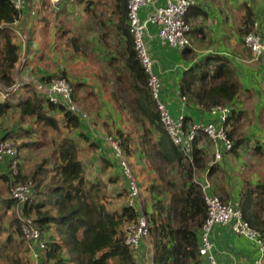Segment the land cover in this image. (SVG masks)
<instances>
[{"label":"trees","instance_id":"trees-1","mask_svg":"<svg viewBox=\"0 0 264 264\" xmlns=\"http://www.w3.org/2000/svg\"><path fill=\"white\" fill-rule=\"evenodd\" d=\"M34 1L26 0L25 6L28 4L39 14L50 4H55L54 7L63 4V0H39V4ZM88 2L97 5L98 0ZM115 4L124 13L122 20H126L127 28L123 30L126 39L123 64L114 58L108 61L119 76L114 80L116 93L110 96L119 100V121H127L130 128L123 130L115 128L114 124L113 128L106 126L103 134L120 141L129 163L137 166L135 152L143 154L147 171L139 168L133 174L142 195L141 208L149 222L151 246L147 243L146 249L142 244L135 251L125 243L126 228L137 222L140 210L129 205L128 183L121 172L113 171L111 149H108V157L102 158L104 164L100 168V163L93 162L98 144L81 131L80 117L61 103L49 102L34 85L24 84L14 91L5 89L0 93V140L9 139L17 150L43 148L46 155L29 173L23 171L21 150L17 154V173L10 165L13 156L7 155L0 161V182L8 189V197L0 198V234H7L6 244L9 245V250L0 246V260L8 264H29L30 260L35 264H148L149 260L151 264H208L206 257L199 254L201 228L207 211L196 178H202L200 174L205 173L211 157L204 145L210 147L214 141L199 130L193 142L192 162L173 144L160 122L156 103L146 85V74L133 48L127 22V0H116ZM193 7H197L194 0L184 15L187 24ZM21 13L12 0H0V81L6 88L16 83L14 72L22 54L20 38L15 31L24 32L15 26ZM41 16L40 21L44 18ZM255 20L253 9L246 7L237 27L240 43L243 44L244 37L255 30ZM44 25L46 27L47 23ZM191 32L190 27L188 36ZM67 45L72 47L73 43L70 41ZM214 58L216 63L212 67V59L206 55L183 71L179 94L186 103L191 101L206 112L215 105L230 108L222 127L232 142L228 152L237 153L251 144L242 130L245 113L239 109L238 101L241 96L250 97L254 88L244 87L228 56L215 55ZM70 67L71 64H57V71L49 72L37 65L30 68L29 73L43 82L50 78H66L73 88V99L78 101L76 92L85 85L70 74ZM6 117L14 120L11 126L1 124ZM89 118L93 126L98 123L93 115ZM190 124V118L185 117V125ZM22 136L36 140L16 141ZM252 148L253 154L264 155L263 145ZM84 149L95 152L92 159H82ZM112 157L118 165L117 158L113 154ZM108 167L110 170L105 174ZM214 167L208 169V174ZM149 171L154 174L152 180L148 179L153 176ZM27 181L32 182L33 192L24 202L9 197L11 187ZM219 196L225 200L229 194ZM232 198L238 201L243 219L264 233V182L241 179V187ZM13 207L17 217L4 226L1 223L3 212L9 213ZM23 216L34 221L45 242L38 250L37 260L29 253L21 233Z\"/></svg>","mask_w":264,"mask_h":264},{"label":"crops","instance_id":"crops-1","mask_svg":"<svg viewBox=\"0 0 264 264\" xmlns=\"http://www.w3.org/2000/svg\"><path fill=\"white\" fill-rule=\"evenodd\" d=\"M88 1L63 0L64 6L68 4L67 10L66 7L60 9L62 4L60 7L59 5L52 7L51 13L46 15L44 10L41 14L35 13L38 17L35 27L32 28L36 34L35 49L32 48L31 53L27 56L28 58L31 56L35 58L36 66H40L46 59L48 60V57L64 59L63 62L53 61L56 65L65 63L66 59H68V62L65 63L67 65H84L86 67L83 70L84 74L77 76L85 85L78 88L76 92L78 101L86 107L89 115L95 117L96 122H105V126L108 128H113L114 124L115 128H120L119 100H113L110 96V93H116L114 80L119 76L114 72L112 66H109L108 61L114 58L123 64L126 42L123 30H126L127 24L126 20H122V18L125 15L123 11L117 8L116 0H98L97 5ZM163 2L164 0H151L150 4L140 10V15L144 17L154 6ZM194 3L197 7H193L188 15V24L192 32L189 34L190 45L185 53L182 50L160 44L156 35V27L153 25L147 27L145 39L154 61V72L159 75L161 80V99L167 104L170 113L173 116L184 113L185 117L190 118L191 123H207L213 119L209 112L193 105L191 101L186 104L181 101L179 83L183 71L206 55L212 59L210 67L216 63L215 55H226L236 68L237 75L244 87L253 89V82L258 79L259 82L264 81V57H260L257 61L251 60V54L248 53L244 43L239 42L237 33V27L244 15L245 8L250 7L256 14L255 30L262 35L264 34V0H194ZM25 9L26 6L19 16L20 19L16 20L15 26L21 21ZM40 15H42L41 17L45 15L41 21L39 20ZM45 18L47 19L46 22H44ZM45 23H47L46 27ZM70 41L73 43L72 47L67 45ZM27 46L21 51L24 55ZM98 74L100 75L99 78L97 77ZM256 91L259 90L255 86ZM253 93L254 91L251 94ZM121 113L123 114V112ZM97 114L99 115L97 116ZM81 124V131L98 144L93 162L100 163L99 167L102 168L104 163H101V160L103 157L107 158L108 155L99 145L101 146L100 142H105V138L111 135L103 136V132H97L94 126L95 134L91 133L83 122ZM91 124L93 125L92 122ZM121 127L123 128V125ZM25 139L26 137L22 136V140ZM29 140L26 139L25 141ZM204 146L208 149L212 159L210 158L207 162L206 172L200 174L202 178L197 177L196 180L203 181L207 178L210 183V192L213 191L218 195L229 194L227 199H234L232 196L238 193L241 187V179H244L238 176V173H242V170L239 169L242 162L240 151L250 150L253 154V146L247 144L237 153L228 152L229 150L221 148L219 143H213L210 147L209 145ZM216 148L222 155L220 160L213 164L215 165L214 171L208 174L207 169L210 170L213 166L209 164L214 159ZM107 149L110 150V148ZM142 155L140 151L135 152L137 167L147 171V165L142 159ZM110 158L114 162L113 171L116 170L120 174V167L112 157V153ZM21 162L23 166L26 163L23 157ZM235 164H239L238 169L240 171L231 173L234 169L232 166ZM135 166L133 164V171ZM25 168L28 169V166L26 165ZM108 168L105 170V174H108L110 167ZM149 173L150 175L153 174L151 171ZM248 177L246 179H252L253 182L259 180L253 174ZM4 226H7L6 223ZM210 239L213 242L212 251L218 264H256V259L259 257L256 245L246 237L235 234L228 225L213 226ZM6 240L7 234L3 232L0 234V246L8 249L9 245L6 244ZM143 241L141 245H145L147 249L146 245L148 244L145 241L143 243ZM2 262L7 264V262L0 260V264ZM148 264H151L150 260Z\"/></svg>","mask_w":264,"mask_h":264},{"label":"built area","instance_id":"built-area-1","mask_svg":"<svg viewBox=\"0 0 264 264\" xmlns=\"http://www.w3.org/2000/svg\"><path fill=\"white\" fill-rule=\"evenodd\" d=\"M150 3L151 0H127V22L129 33L132 37L133 48L146 74V85L156 103L161 124L173 144L179 147L189 162H192L193 142L199 130H202L214 143H219L221 148L229 150L232 147V142L227 138L222 124L230 108L228 106H212L209 112L213 117L211 121L207 123L193 122L189 126L185 125L184 113L173 116L167 104L161 99V80L159 75L154 72V61L145 39L147 27L153 25L156 27V35L160 44L178 50H183L189 46L190 38L188 31L190 26L185 21L184 15L190 8L193 0H164L162 4L154 6L142 17L140 10ZM12 4L16 9L22 11L26 0H12ZM15 31L19 35L21 48H25L28 35L25 32L17 31V29ZM244 44L250 51L251 60L257 61L260 57H264V36L256 30L249 32L244 37ZM19 61L22 64L26 61L23 52ZM19 61L16 64L15 76L17 75L16 70ZM24 84L34 85L39 92L45 94L49 102L65 105L70 112L80 117L91 133L95 134L88 114L73 99V88L66 78H50L48 81L43 82L37 78L34 79L23 75L20 81L16 80V83L9 88H6L0 81V93L4 92L5 89L7 91H14ZM181 101L186 104L185 98L182 96ZM105 142L110 147L114 157L117 158L121 173L127 180L129 205L137 206L140 210L137 222L130 224L126 228L125 234V243L136 251L141 248L143 240L149 243V222L141 208L139 185L133 174L132 166L123 153L120 141L113 136H107ZM17 154L18 150L12 141L9 139L0 140V161L7 155L13 156L10 165L15 173L19 170ZM221 155L222 153L216 148L214 159L209 165L211 166L216 161H219ZM197 182L201 186L207 211V216L201 228L199 254L206 257L208 264H218L212 251L213 242L210 239V234L213 226L228 225L235 234L246 237L256 245L259 256L256 259V264H264V233L254 229L243 219L239 203L236 200H223L218 194L210 192V183L207 178ZM31 192H33L32 182L27 181L11 187L9 197L16 198L19 203H22L29 197ZM21 223V233L27 242L29 253L37 260L40 256L38 250H41L45 245L44 239L41 237L39 229L31 218L23 216L21 217Z\"/></svg>","mask_w":264,"mask_h":264},{"label":"rangeland","instance_id":"rangeland-1","mask_svg":"<svg viewBox=\"0 0 264 264\" xmlns=\"http://www.w3.org/2000/svg\"><path fill=\"white\" fill-rule=\"evenodd\" d=\"M38 1L39 0H36L34 2H37V4H39ZM53 5H55V4H50V6L45 9V11H44L45 14L51 13V8L54 7ZM63 7L64 8L66 7V10H67L68 4L66 6H64V4H63L60 7V9H62ZM52 11H55V10H52ZM35 13L36 12L34 10L30 9L29 5L27 4L26 9L22 15L21 21L16 25L19 27V29L21 31H24L28 35V41H29V43L27 44L28 46H27V49L25 51V55H24L26 61L24 62V64H22L21 61H19V64L17 66V70H16L17 75L15 76L17 81H20V78L23 75L27 76V77L34 78V79L37 78L35 75H32L29 73L30 68L36 67V60L32 56H31V58H28V56H27L31 53L32 48L35 49L36 34H34V29H32L33 27H35L36 21L38 19V17H36ZM44 46H46V45H44ZM53 61L59 62L58 57H48V60L46 59V61L44 63H42L40 66L44 70H47L49 72H53L55 69V65H56L53 63ZM66 62H68V59L65 60V63ZM65 63H63L61 65H66ZM85 69H86V67L84 65L75 64V65L70 67V74H72L74 76H79V75L84 74L83 70H85ZM56 71L57 70L55 69V72ZM253 83H254V93L251 94L250 97L249 96L248 97L241 96L240 100L238 101V107L240 110H243V112L245 113V115L243 117L244 119L242 120V126H243L242 130L245 133V135H247V138L250 139L251 145L252 146L263 145V147H264V81L259 82V79H258L256 82H253ZM255 86L259 90L258 92L257 91L255 92ZM1 97L2 96L0 95V98ZM76 102L88 114V116H90L89 113L86 111L87 110L86 107L83 106L81 104V102H79V101H76ZM13 121L14 120L10 119L9 117H6V118H4V120L1 124L3 126H8V125L11 126ZM120 123L121 124H119V127H121V125H123V130H125V128H126V130H128L130 128V123H128L127 121H123V122L120 121ZM122 123H126V124H122ZM103 124L104 123L102 121H99V124L95 123V125L98 127L97 128L94 125L97 132H100V131L103 132L104 130L107 129L106 126ZM104 135H106V134H103V136ZM27 138H30L32 140H34V139L36 140V138H33V137H27ZM16 141H23L22 137L17 139ZM47 142L49 145L50 141H47ZM100 144H101V146L99 145V147H102V149L105 150V154L108 155L107 144L104 141L100 142ZM17 146H18V144H17ZM96 147H98V146L96 145ZM18 150H21L23 160L26 162V163H24V166H23L24 173H29L32 170V168L35 166V163L41 157L46 155L45 150L43 148H39V149H27L26 148L24 150L23 149H18ZM94 153L95 152L84 149L82 151L81 157L83 160L88 161L89 158H91V159L93 158ZM210 158L212 159V156ZM240 158L242 159V162H241V167L239 169L242 170V173H238V176L240 178H249L248 176L253 174V175H256V177L259 179V181L264 182V155H258V154L255 155V154H252L250 152V150H241L240 151ZM26 165L28 166V169L25 168ZM131 166L133 167V164H131ZM238 166H239V164H235L234 166H232V168L234 167V169L232 170L231 173H234L235 171H237V172L240 171L238 169ZM134 168H135L136 173H137L138 167L135 166ZM235 168H237L238 170ZM93 171H95V169H93ZM139 177H141V176L139 175ZM149 177H151V180H152V177H154V174H153V176H148V179H150ZM254 178H255V176H254ZM1 197H8V189L3 183L0 182V198ZM140 198H142V195H140ZM1 213H2V211H1ZM13 217H17V213L15 212V207H13L11 212H9V213L3 212V219H2L1 223L3 225L6 223V225H7V223ZM17 239H19V238H17ZM27 255H29V254H27ZM28 258H29V256H28ZM2 261H4V260H2ZM1 264H4V262H2ZM29 264H35V263L33 260H30Z\"/></svg>","mask_w":264,"mask_h":264}]
</instances>
